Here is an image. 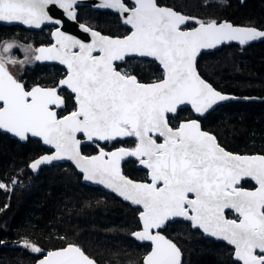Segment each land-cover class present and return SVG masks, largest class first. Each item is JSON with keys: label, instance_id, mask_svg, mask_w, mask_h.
<instances>
[{"label": "snow or ice", "instance_id": "1", "mask_svg": "<svg viewBox=\"0 0 264 264\" xmlns=\"http://www.w3.org/2000/svg\"><path fill=\"white\" fill-rule=\"evenodd\" d=\"M80 3L0 0V23L29 29L52 25L54 41L24 60L15 56L21 47L16 42L0 41V134L47 146V154L29 164L32 172L69 161L83 181L137 206L141 229L132 236L150 247L142 264H183L181 249L163 234L177 221L232 246L233 264H264V155L230 153L202 130L201 117L236 98L198 71V57L206 50L264 41V30L203 21L158 0H101L96 7L118 14L127 34L103 35L81 25L91 36L85 43L62 31L61 20L50 15L58 8L78 22ZM138 60L158 64L160 75L149 83L139 80L129 67ZM33 61L58 62L66 69L64 78L56 87L28 89L8 66ZM62 89L75 102L67 114L61 111L66 105ZM188 105L197 118L174 127L172 121ZM87 144L95 146V155L85 154ZM129 158L146 170L147 179L123 172ZM248 182H254L251 189L244 187ZM17 185L22 181L13 177L11 185L0 182V190L11 192ZM23 247L43 251L29 242ZM38 264L97 262L68 245L49 251Z\"/></svg>", "mask_w": 264, "mask_h": 264}, {"label": "trees", "instance_id": "2", "mask_svg": "<svg viewBox=\"0 0 264 264\" xmlns=\"http://www.w3.org/2000/svg\"><path fill=\"white\" fill-rule=\"evenodd\" d=\"M158 2L203 21L230 22L264 30V0ZM77 11L79 23L101 34H127L128 28L117 14L98 11L89 5L79 6ZM51 30L52 26L33 31L16 25H0V41H17L37 48L51 43ZM21 53L18 50L15 56L20 57ZM198 65L202 78L236 98L200 118L202 129L213 134L230 152L264 154V41L246 46L232 44L204 53ZM129 67L142 82H152L160 75L156 63L138 60ZM65 72L58 65L34 63L23 70L20 80L28 89L56 87ZM61 95L66 100L63 114L74 110L72 95L65 89ZM195 118L189 109H182L172 124L175 127L180 121ZM84 152L91 155L97 149L94 145H85ZM44 153L47 148L35 140L21 143L0 134V182L11 185L13 177L22 181V186L17 185L14 191L0 190V264H35L48 250L69 244L79 246L97 264H141L150 247L132 237L140 228L137 208L98 187L83 184L69 163L32 172L29 164ZM122 170L134 180L142 181L146 177L134 158L123 162ZM253 185L248 182L244 187ZM163 234L181 249L183 264H233L230 246L205 237L189 223H170ZM25 242L38 246L42 253L25 249Z\"/></svg>", "mask_w": 264, "mask_h": 264}, {"label": "water", "instance_id": "3", "mask_svg": "<svg viewBox=\"0 0 264 264\" xmlns=\"http://www.w3.org/2000/svg\"><path fill=\"white\" fill-rule=\"evenodd\" d=\"M101 2V0H81V3H80V6H85V5H89V6H91L93 9H95V10H98V11H109V12H112V13H114V14H116L115 12H113L112 10H108V9H102V8H98V7H96V5H98L99 3ZM162 7H167V6H162ZM50 15H52L53 16V18H55V19H59V20H61V25H57V27H60L61 28V30L62 31H64L66 34H68V35H71V36H73V37H75V38H77V39H80L82 42H85V43H89V42H91V36L88 34V33H85L83 30H82V28L80 27L81 25H85V24H83V23H79V22H77V21H72V20H69L68 18H67V16L63 13V11L61 10V9H58V8H53L52 10H51V12H50ZM118 15V14H117ZM119 16V15H118ZM119 18H120V16H119ZM120 20H121V22H122V19L120 18ZM230 23V22H229ZM122 24H123V22H122ZM232 24V23H231ZM0 25H4V26H13V25H16V26H20V27H22V28H25V29H28V30H33V31H39V30H41L43 27H45V26H42L40 29H29V28H27L26 26H22V25H19V24H11V25H9V24H5V23H0ZM124 25V24H123ZM234 26H239V27H246V26H240V25H236V24H233ZM47 26H52V25H47ZM87 26V25H86ZM126 26V25H125ZM127 28H128V26H126ZM52 31H53V29H52ZM103 35H105V34H103ZM110 36V35H109ZM51 39H52V42L50 43V44H52L54 41H53V37H52V35H51ZM258 42H261V41H253V42H250L248 45H251V44H256V43H258ZM49 44V45H50ZM233 44H236V45H238L236 42H233ZM49 45H42V46H49ZM42 46H39V47H42ZM240 46V45H239ZM38 47V48H39ZM216 50H218V49H216ZM212 51H215V50H206L205 52H203L202 54H204V53H209V52H212ZM201 54V55H202ZM198 59H199V57H198ZM37 63H40V64H45V65H58V66H61V67H63L64 68V66H62V65H59L58 64V62H55V61H43V62H37ZM158 65V64H157ZM158 67H159V65H158ZM66 70V69H65ZM64 77H62L61 79H63ZM60 79V80H61ZM59 80V81H60ZM59 81H58V84H59ZM145 83H149V82H145ZM43 88H52V87H43ZM31 89V88H30ZM66 90V89H65ZM68 93H70V91L69 90H66ZM71 94V93H70ZM72 95V94H71ZM231 96V95H230ZM75 103V102H74ZM222 103H225V102H222ZM221 103V104H222ZM220 105V104H219ZM218 106V105H217ZM216 106V107H217ZM182 109H189L190 110V112L193 114V115H195L196 117H197V114L191 109V106L190 105H188V106H182ZM215 109V108H214ZM201 118H203V117H201ZM191 120V119H190ZM180 122H182V121H180ZM179 122V123H180ZM203 130V129H202ZM203 131H205V130H203ZM207 132V131H206ZM209 133V132H208ZM211 134V133H210ZM6 135H8V136H10V138H13V139H15V140H17V141H19L17 138H14V137H12L10 134H6ZM213 135V134H212ZM19 142H21V141H19ZM21 143H25V142H21ZM41 145L43 146V147H45V148H47V146H45V145H43L42 143H41ZM87 145H91V144H87ZM226 150V149H225ZM226 151H228V150H226ZM228 152H230V151H228ZM230 153H233V152H230ZM45 154H47V153H44V154H41L40 156H42V155H45ZM96 153H94V154H91V155H95ZM233 154H237V155H264V154H258V153H255V154H239V153H233ZM40 156H38V157H36L34 160H36L37 158H39ZM34 160H32V162L34 161ZM60 163H69V164H71V162H69V161H58V162H54L52 165H56V164H60ZM52 165H44V166H42L41 168H44V167H49V166H52ZM72 165V164H71ZM73 167H74V165H72ZM137 167L139 168V169H142V170H145V169H143L139 164H138V162H137ZM74 169H75V167H74ZM76 170V169H75ZM77 171V173H78V170H76ZM146 171V170H145ZM81 181H82V183L83 184H85V185H89V186H92V187H98L99 189H101V190H103V191H105V192H107V193H110V194H113L114 196H116L118 199H120L122 202H124V203H126V204H128V205H130L131 207H133V208H137V206H135V205H131L130 204V202H128V201H124L123 200V198H121V197H119V196H117L115 193H112L110 190H108V189H105V188H103V186H100V185H93V184H91L90 182H85V181H83L82 179H81ZM138 181H140V180H138ZM253 184H254V182H252ZM234 215V214H233ZM138 219H139V215H138ZM184 222V221H183ZM186 223H188V222H186ZM139 224H140V222H139ZM141 229V225H140V228L138 229V230H136V231H139ZM135 231V232H136ZM201 232V231H200ZM202 233V232H201ZM203 234V233H202ZM165 235V234H164ZM204 235V234H203ZM205 236V235H204ZM133 237V236H132ZM205 237H207V236H205ZM166 238H168V237H166ZM207 238H210V239H213L214 241H216V242H222V241H218V240H216L215 238H212V237H207ZM133 239H134V237H133ZM169 239V238H168ZM135 240V239H134ZM136 241V240H135ZM137 242V241H136ZM139 243V242H138ZM222 243H224V244H226V242H222ZM69 245H72V244H69ZM227 245V244H226ZM68 246V245H67ZM227 246H230V245H227ZM66 247V246H65ZM231 247V249H233L232 248V246H230ZM54 250H57V249H54ZM51 251H53V250H51ZM149 251H150V249H149ZM49 252V251H48ZM47 252V253H48ZM46 253V254H47ZM45 254V255H46ZM147 254V253H146ZM145 254V255H146ZM144 255V256H145ZM43 257H41L40 259H42ZM144 258V257H143ZM39 260V259H38ZM38 260L36 261V263L35 264H38ZM182 260H183V255H182ZM143 261V260H142ZM142 264V263H141Z\"/></svg>", "mask_w": 264, "mask_h": 264}, {"label": "rangeland", "instance_id": "4", "mask_svg": "<svg viewBox=\"0 0 264 264\" xmlns=\"http://www.w3.org/2000/svg\"><path fill=\"white\" fill-rule=\"evenodd\" d=\"M52 29H53V27H52ZM51 32H52V30H51ZM50 35H51V33H50ZM8 42H13V41H8ZM14 42H16L19 46H21V47H18L16 50H15V52H18V50H20L21 52H23V53H21V55H20V57H16L17 59H20V60H24V58H25V56L27 55V54H30L31 53V51L33 50V49H36V48H34V47H30V46H28V44H26V45H23V44H20L19 42H17V41H14ZM51 42H52V39H51ZM24 47H28L29 48V52L28 53H26L24 50H23V48ZM38 48V47H37ZM34 63H37L36 61H33L31 64H24V65H21V64H16V65H9L8 67H9V69H10V71L13 73V75L17 78V79H19L20 80V78H21V74H22V72H23V70L25 69V68H27V66H32V65H34ZM70 94V93H69ZM71 95V94H70Z\"/></svg>", "mask_w": 264, "mask_h": 264}, {"label": "flooded vegetation", "instance_id": "5", "mask_svg": "<svg viewBox=\"0 0 264 264\" xmlns=\"http://www.w3.org/2000/svg\"><path fill=\"white\" fill-rule=\"evenodd\" d=\"M61 92H63V89L61 90ZM67 114V113H66ZM140 170H142V169H140ZM142 171H144L145 173H146V171L145 170H142ZM145 179H147V176L143 179V180H145ZM246 188V187H245ZM248 189H251V188H248Z\"/></svg>", "mask_w": 264, "mask_h": 264}, {"label": "bare ground", "instance_id": "6", "mask_svg": "<svg viewBox=\"0 0 264 264\" xmlns=\"http://www.w3.org/2000/svg\"><path fill=\"white\" fill-rule=\"evenodd\" d=\"M52 27H53V26H52ZM72 245H73V244H72ZM53 250H54V249H53ZM48 251H51V250H48ZM48 251H47V252H48ZM47 252H45V254H46ZM45 254H44V255H45ZM44 255H43V256H44ZM43 256H41V257H43ZM41 257H40V258H41ZM40 258H39V259H40ZM37 260H38V259H37Z\"/></svg>", "mask_w": 264, "mask_h": 264}]
</instances>
